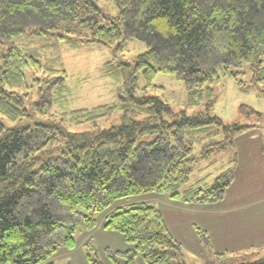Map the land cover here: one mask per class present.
Segmentation results:
<instances>
[{
    "label": "trees",
    "instance_id": "16d2710c",
    "mask_svg": "<svg viewBox=\"0 0 264 264\" xmlns=\"http://www.w3.org/2000/svg\"><path fill=\"white\" fill-rule=\"evenodd\" d=\"M111 2L116 16L97 0H0V264H55L60 249L76 247L77 228L94 231L101 214V227L133 245L108 249L113 264H137L139 255L147 264H184L160 209L135 198L172 191L184 202H217L234 178L231 166L208 186L178 191L200 156L228 149L249 126L225 125L203 113L176 115L160 98L138 92L146 93L164 73L183 82L188 105L203 98L210 104L209 83L220 70L237 79L240 71L230 69L243 62L252 69L251 87L264 84V0ZM132 39L145 51L134 64L116 61ZM58 43L112 46L114 56L102 71L118 81L117 100L68 108L72 91L58 66L60 55L46 52ZM116 109L120 125L72 132L65 124L66 118L95 122ZM164 111L174 119L163 118ZM242 111L255 112L247 106ZM197 142L203 143L200 156ZM197 230L209 249L207 232ZM86 244L95 249L90 237ZM206 264H264V255L218 252Z\"/></svg>",
    "mask_w": 264,
    "mask_h": 264
},
{
    "label": "rangeland",
    "instance_id": "374dc122",
    "mask_svg": "<svg viewBox=\"0 0 264 264\" xmlns=\"http://www.w3.org/2000/svg\"><path fill=\"white\" fill-rule=\"evenodd\" d=\"M102 10L110 16L117 15V9L111 0H97ZM120 42L121 39L116 41ZM57 49L49 48L46 52L60 55L59 68L66 71L67 83L71 87L70 109L92 108L113 103L117 100L118 81L104 76L102 65L113 58V47L93 44L80 48H71L58 43ZM122 51L116 54V61L134 64L136 57L145 51L143 42L132 39L123 44ZM235 79L230 74L219 71V79L209 83L212 88V102L203 98L197 105L186 103V90L182 81L173 75L158 73L153 86L147 92L139 90V95L160 98L168 104L173 114L182 111L189 117L203 113L219 117L225 125L239 123L249 126L234 139V144L226 150L216 151L208 156H200L202 142L194 145V153L200 156L189 181L181 185L178 191L190 187L208 186L228 167H233L234 178L226 188L222 200L212 203L184 202L173 198L172 191L144 194L137 200H145L160 209L171 234L182 248L184 264H206L215 258L216 253L224 252L239 255L241 253L264 255V84L251 87L252 69L243 62ZM41 76V72H36ZM242 81L247 89H241ZM139 86H143L142 77ZM253 108L255 112L246 113L242 107ZM59 109L57 106L54 111ZM122 111L98 118L95 122L75 123L65 120L72 132H82L98 128H109L121 124ZM163 118L173 120L171 113L163 112ZM139 116L138 119H142ZM220 137V136H219ZM146 141L154 139L145 137ZM235 159V160H234ZM134 199V200H135ZM133 200V199H132ZM99 227L87 233L83 226L76 230V247L73 250L60 249L54 256L55 264H92L88 254L102 264H113L107 250L123 251L133 245L126 242L123 235L101 225L104 214L98 216ZM198 229L205 230L210 241L206 248L198 234ZM90 237L95 249H90L86 240ZM90 249V250H89ZM137 264H147L139 255ZM172 264H177L174 261Z\"/></svg>",
    "mask_w": 264,
    "mask_h": 264
}]
</instances>
